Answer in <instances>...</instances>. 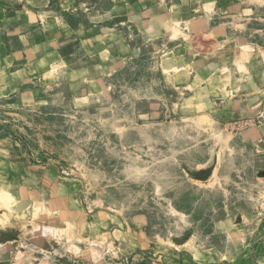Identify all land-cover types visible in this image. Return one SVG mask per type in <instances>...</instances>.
<instances>
[{
  "label": "rangeland",
  "instance_id": "rangeland-1",
  "mask_svg": "<svg viewBox=\"0 0 264 264\" xmlns=\"http://www.w3.org/2000/svg\"><path fill=\"white\" fill-rule=\"evenodd\" d=\"M138 1L48 72L0 63V264H264L258 35L149 39Z\"/></svg>",
  "mask_w": 264,
  "mask_h": 264
},
{
  "label": "crops",
  "instance_id": "crops-1",
  "mask_svg": "<svg viewBox=\"0 0 264 264\" xmlns=\"http://www.w3.org/2000/svg\"><path fill=\"white\" fill-rule=\"evenodd\" d=\"M103 1L106 0H0V37L3 35L4 38L0 40V63L13 65L27 60L43 64V72H48L61 63L59 52L49 49L58 43L57 39L61 36L87 45L99 40L100 36L106 37L102 34L113 30L102 23L112 17L121 18L123 15L114 13H123L127 5L125 0H110L113 10L108 12L102 9ZM144 1L148 2V6L140 10L139 5ZM135 4L138 9L136 5L130 7L135 11L133 18L138 30L149 39L175 35L185 41L214 38L221 45L223 40L228 39L229 30L248 29L251 35H258V40L242 39L244 54L250 60L256 54L264 57V0H139ZM82 5H91L95 9L80 14L77 10ZM176 13L180 17L175 18ZM226 16H233L239 21L245 16V22L231 25V28L223 21ZM69 17H73L72 21ZM92 31L96 33L92 34ZM33 37H39L40 42L31 44ZM8 49L15 51L9 53ZM250 64L246 65L251 69ZM260 82L264 84L262 75Z\"/></svg>",
  "mask_w": 264,
  "mask_h": 264
}]
</instances>
